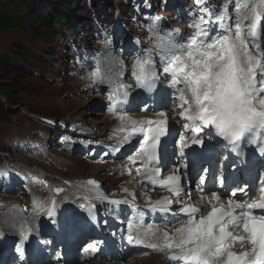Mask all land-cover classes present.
Masks as SVG:
<instances>
[{
    "label": "snow or ice",
    "instance_id": "obj_1",
    "mask_svg": "<svg viewBox=\"0 0 264 264\" xmlns=\"http://www.w3.org/2000/svg\"><path fill=\"white\" fill-rule=\"evenodd\" d=\"M232 2L234 17L228 14L227 3L220 10L202 7L200 23L195 25L197 34L191 38H184L175 30L158 37L159 70L152 59L155 54L149 52L148 57H141L134 65L133 76L138 88L143 90L138 93L142 105L160 96L159 89L166 84L172 89L167 99L169 102L179 99L178 122L181 128L187 129L188 135L196 134L193 144L207 148L214 139L222 138L231 145L230 151L237 158L245 154L248 145H258L259 154L264 157V43L261 40L264 0ZM196 4L200 6L202 0H196ZM113 86L117 90L131 87L122 83L119 76ZM123 95L129 97V91L125 90ZM125 103H129L127 99ZM151 110L157 111L155 107ZM175 111L170 107L159 110L158 119L140 122L139 126L129 119L127 122L133 131L124 138L127 141L136 133L146 134L143 139L150 142L139 147L134 159L147 158L145 163L153 164L145 173L147 179L175 193L174 200L163 199L151 205L153 212L170 213L173 220L169 223L183 221L174 234H163L164 248L176 249L169 259L184 264H264V214L254 213L257 209L264 210V195L254 201L256 192L247 181L229 189L226 178L221 177L220 190H215L206 188L204 171L199 172L196 188L206 193L209 197L206 205H211V210L204 215L199 208L183 202L191 198V188L182 187L179 174L186 165H176L173 174L157 180L161 168L165 167L157 150H167L161 145V137L170 134L169 113ZM120 119L123 121L125 117ZM180 140L183 143L184 137ZM255 151L253 147L252 152ZM180 156H184L182 151ZM187 183H191L190 177ZM55 191L60 193L63 189ZM222 196L227 198L226 203L221 202ZM173 203L177 210H172ZM141 235L138 232L135 238L131 234L127 238L129 242L142 243ZM237 245L240 251L235 250ZM246 245L250 248L245 250Z\"/></svg>",
    "mask_w": 264,
    "mask_h": 264
},
{
    "label": "trees",
    "instance_id": "obj_2",
    "mask_svg": "<svg viewBox=\"0 0 264 264\" xmlns=\"http://www.w3.org/2000/svg\"><path fill=\"white\" fill-rule=\"evenodd\" d=\"M137 2L141 1L119 0L121 9L125 11L129 6L138 11ZM85 4H88V8ZM80 9L84 12H79ZM102 12L106 16L109 13L115 14L114 5L104 2L97 8L95 0H0V37L2 34H17H14L17 40L12 42L9 49L0 52V127H7V132L0 136V140L3 137L23 140L31 134L41 135L43 131L54 134L52 138L63 136L55 127L30 113L60 119L67 114L68 100L62 99L57 109L47 104L38 105L33 102L38 97H60L54 92L30 94L26 92L30 87L24 86L31 79L42 81L40 86L32 87V91L48 87L62 89V85L57 83L59 67L71 64L74 57L75 61L80 60L88 52L82 41V33H78L79 27L83 28L87 39L92 38L94 23L100 26L99 35H103ZM88 22H92L90 29H86L90 27ZM21 34L29 36L35 42L41 38L40 44L33 42L34 47L25 44L20 40ZM36 46L39 50L35 49ZM61 54L64 55L60 56ZM63 92L64 90L60 94ZM68 104L72 106L70 102ZM8 147L11 148L12 145Z\"/></svg>",
    "mask_w": 264,
    "mask_h": 264
},
{
    "label": "rangeland",
    "instance_id": "obj_3",
    "mask_svg": "<svg viewBox=\"0 0 264 264\" xmlns=\"http://www.w3.org/2000/svg\"><path fill=\"white\" fill-rule=\"evenodd\" d=\"M118 5L119 0H95L97 8H99L101 6V3L104 2H108V4L110 5ZM213 3L215 5H220L222 3H225L228 0H212ZM190 0H178V3H175V6L169 9H166V3L163 2V0H152L151 4L154 7V11H156L157 14H160V12L166 13L168 16L169 14H171V19L169 18V25L171 26V28H174L175 26L180 25L182 27L183 31L180 36H183L184 38L186 37H191L192 33H194V24L195 21L198 20V11L195 10V8L193 7V3L190 4ZM144 9H149L148 6V2H146V0L142 2ZM83 5V4H81ZM85 6L88 8V4H85ZM117 7V6H116ZM121 11V10H120ZM120 15L123 16L126 20V22L128 23V28L129 30H126L123 32V34L121 33L122 30L119 29V25H118V16L116 14V17L113 16V19L110 20L107 25H106V31L108 32V34L106 36H113L114 33H116L117 35V40L115 42H112V40L110 41L109 39L105 38V41L100 44L99 42H94L90 43V40L88 39L87 42L89 44V47H91V54L90 56L93 54V52L96 54V56H98V60L97 62H101V59L104 60L105 59V55L111 51H115L117 54L121 53V48L120 45H122L121 43L125 42V38L128 37L129 41L131 43H134V37L132 34L133 32H140L138 29L141 30V28L143 27V25H146L145 23H141L144 22L143 20L139 19H135V18H131L129 17V15H134V14H130L132 13L131 11L129 12H120ZM166 11V12H164ZM170 13H169V12ZM79 12H84V10H79ZM102 24L103 26L106 24V18L105 13L102 12ZM233 17L235 16V12L232 15ZM135 17V15H134ZM115 18V20H114ZM158 19L160 20L161 18L158 17ZM189 20V21H188ZM158 21V20H156ZM105 22V23H104ZM88 25H90L89 28L86 29H90L92 22H88ZM95 24V23H94ZM155 26H153L151 29L154 30V33H150L149 38H143L145 41H147L149 46H156L157 43H159L160 41L157 39L159 37L158 33L162 32L164 33L166 29H169V27L160 24H156L153 23ZM191 26V27H190ZM98 29V25H95V28H93L92 30V34L97 35L98 33L96 32ZM51 29H53V27H51ZM136 30V31H135ZM81 32V31H80ZM157 32V33H156ZM15 34V33H14ZM14 34H2V36L0 37V43H2L0 45V52L3 51H7V48L9 49V47L12 45V42L14 40H17L14 37ZM17 35V34H15ZM153 35V37L151 36ZM22 36V34L20 35ZM142 36H139V39ZM124 38V39H123ZM179 38V37H178ZM21 41H24L25 44H31V46L34 47L33 41L29 36H22V38H20ZM41 40V38H40ZM40 40L35 42L37 45L40 44ZM99 41V40H98ZM36 50H39L38 47L36 46L35 48ZM139 50H137L134 46L131 48V51H127V52H123L125 54V58L129 60H138V56H139ZM64 54H61L60 56H63ZM29 83L26 84L24 87L29 88V90H27V93L30 94H38V93H42V92H47V93H57L58 96L60 98L54 97L51 99H46V98H41L38 97L36 100H34L33 102H36L38 105H49L51 107H53V109H57L59 103L62 101V99H66L68 100V102H70L73 104L79 102L74 96H72L71 94L67 93L66 91V87L63 89L57 88V87H48L45 90H41V91H32V87H38L40 86V84L42 83V81L39 80H28ZM65 91L62 93V95L60 94L62 91ZM80 94H77V97L80 98L79 96ZM62 96V97H61ZM92 96V92H86L82 98V101L79 103V106L77 107L78 110H76L74 115H78L79 118L81 120H84L85 123L83 122V124L88 123L89 121L93 124H95L96 126L102 125L101 122L99 121V116H102L101 113H99V115L96 112H93V108L96 106L93 105L92 107H90L89 109H87L86 104L84 101L89 102V98H91ZM67 102V103H68ZM89 105V103L87 104V106ZM179 101H178V106H179ZM70 106V105H69ZM19 109V107L17 108ZM177 111H180V109L178 108ZM31 116H33L32 112L30 113ZM49 116V115H47ZM71 119V123L73 121H79V119H74L75 116H70ZM177 117V116H176ZM78 118V117H77ZM77 123H75L74 126H76ZM85 130H89V127H87L86 125L83 126ZM91 127V126H90ZM5 132H7V127L6 126H1L0 127V136H4ZM102 134V133H100ZM99 135V134H98ZM97 135V136H98ZM26 142L28 141H34L37 142V146L36 148H32V145H28V146H20L18 148H15L18 150L17 154H14L12 151H3L0 149V171L1 172H16L17 176L19 174H21L24 178H26L27 180V184L28 183H32V186L34 185V182L31 180L32 177L31 175L27 172L28 168L32 169V170H40L43 171L44 176L45 177H49V176H53V175H59L58 173H66L67 176H80V175H86L89 173L90 174H98L101 175L106 181H107V186H110V181H108L109 176L105 175L106 171L103 170V167L98 166L97 163H91V165H86L84 163V157L81 156V158L79 157H75V158H71V157H67L65 156L64 153H62L59 149H56V153H59L65 157H58L56 154H53L49 149H51V146L48 145L45 141L44 138L41 136H33L31 135L30 138L25 139ZM58 144V142H53V145ZM78 145V141H70V140H65L62 142V145L59 146L62 148L63 151H67L69 154L74 153L73 148L76 147ZM1 148H5L6 146L1 145ZM3 152V153H2ZM77 153V152H75ZM184 155L186 157L183 158V163L187 166V168L189 169L190 167V156L185 154ZM13 156V157H12ZM80 159L82 160V162L80 161ZM90 163V162H89ZM67 165H69V167H67ZM80 168V169H79ZM14 170V171H13ZM33 189H35L36 191V196L38 197L39 195L42 196L43 198H46V194L42 191H39L38 188L36 186L33 187ZM34 191V193H35ZM34 203V202H32ZM47 202H43L40 205H46ZM36 204V203H35ZM8 209L9 207L3 208L1 209L2 212H7L8 213ZM17 213V212H14ZM9 220V219H8ZM15 222V220H14ZM138 261V264H158V260L159 258L156 257H148V258H142V259H136ZM92 264H97V263H92ZM134 264V262L132 263Z\"/></svg>",
    "mask_w": 264,
    "mask_h": 264
},
{
    "label": "bare ground",
    "instance_id": "obj_4",
    "mask_svg": "<svg viewBox=\"0 0 264 264\" xmlns=\"http://www.w3.org/2000/svg\"><path fill=\"white\" fill-rule=\"evenodd\" d=\"M248 22L246 21V23L245 24H247ZM196 192H197V190H196ZM209 198V197H208ZM14 212H17L18 213V210H14L13 211V213ZM8 219V218H7ZM11 228H14L15 227V222H13V224H11V225H9ZM36 227V226H35ZM36 231H37V228H36Z\"/></svg>",
    "mask_w": 264,
    "mask_h": 264
}]
</instances>
